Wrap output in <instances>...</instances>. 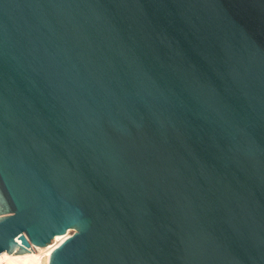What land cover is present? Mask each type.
I'll list each match as a JSON object with an SVG mask.
<instances>
[{"label": "water", "instance_id": "water-1", "mask_svg": "<svg viewBox=\"0 0 264 264\" xmlns=\"http://www.w3.org/2000/svg\"><path fill=\"white\" fill-rule=\"evenodd\" d=\"M264 264V0H0V254Z\"/></svg>", "mask_w": 264, "mask_h": 264}, {"label": "bare ground", "instance_id": "bare-ground-1", "mask_svg": "<svg viewBox=\"0 0 264 264\" xmlns=\"http://www.w3.org/2000/svg\"><path fill=\"white\" fill-rule=\"evenodd\" d=\"M69 232L66 236H58L53 243L47 247L32 246L34 253H23L11 255L9 252L0 254V264H49L50 251L59 245L65 238L71 235Z\"/></svg>", "mask_w": 264, "mask_h": 264}, {"label": "built area", "instance_id": "built-area-1", "mask_svg": "<svg viewBox=\"0 0 264 264\" xmlns=\"http://www.w3.org/2000/svg\"><path fill=\"white\" fill-rule=\"evenodd\" d=\"M52 251H53V250H52ZM52 251H50V256H51ZM50 256H49V257H50ZM49 259H50V258H49Z\"/></svg>", "mask_w": 264, "mask_h": 264}, {"label": "rangeland", "instance_id": "rangeland-1", "mask_svg": "<svg viewBox=\"0 0 264 264\" xmlns=\"http://www.w3.org/2000/svg\"><path fill=\"white\" fill-rule=\"evenodd\" d=\"M52 251V250H51Z\"/></svg>", "mask_w": 264, "mask_h": 264}]
</instances>
